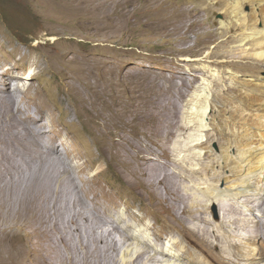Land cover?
<instances>
[{
    "label": "rangeland",
    "instance_id": "1",
    "mask_svg": "<svg viewBox=\"0 0 264 264\" xmlns=\"http://www.w3.org/2000/svg\"><path fill=\"white\" fill-rule=\"evenodd\" d=\"M216 1L217 0H172V1L166 0L165 3L168 5V8L164 6L163 2L159 3V2L153 1L150 3L151 5L148 6V7H150V9H151V7H153V8L150 11H148V10L145 11V14L147 13L145 16L139 17V16H137V14H135V15H132L131 17H129L131 20L127 19V21H126L125 16H123L121 14V12H122L121 7H123V5H121V4L116 5L113 3L110 4V3H108L109 0H105V1L104 0H89V1H87V0H80V1L79 0L78 1L77 0L76 1L75 0H70V1L69 0L68 1L67 0H0V75H1V72H7L9 75H12V78H10V80H9L8 87L9 86L10 87H16L17 86L20 88L21 93L19 92L20 94L15 100L16 104L20 105V108L23 110V112L25 111L28 115H30L31 119H33V117H34L33 120L35 121L36 125H38V126L42 125L43 131L47 136H51V135L53 136V137L51 136L50 138H52L54 140V143H56L55 147L58 148L59 151L62 150V151H60L61 153L59 152L60 154L58 153V156L60 157V159H63L64 162L66 160V164H67L66 166L67 167L69 166L68 168L71 169V171L73 169L72 172H73V175L75 177V182L78 184V186H80V190L78 192H76V193H78L79 196H81V195L83 196V194L86 195L87 190H88L89 196H92V195H95V193L97 192L98 189H102V190L104 189L105 193L107 192L106 196L111 198L110 199L111 201H107L106 197H104V199L103 198L95 199V204H94V200L88 199V200H83L84 202H82V204H78L74 200V197H73L74 194H72L74 192L71 191V188L69 187V184L67 183L68 181L66 182V179H64L65 181L63 179L60 180V177L58 175H56L57 174L56 167H55L56 164H55V162L53 163L52 160L50 162V160L48 159L45 161L46 164L44 163L45 165H47V161H48V163H51V164H48L49 166L51 165V167H50L51 169L49 168V166L48 167L43 166L42 169H44V167H46V168L44 170H41L40 172H37V175L35 174V176H34L35 172H33V171L27 172L26 170L22 171L21 173H16V171L12 170L10 176H8L9 175L8 173H10V172H7V171L3 172V170H4V168L7 167L6 166L7 163L8 164H13V163H12V161H9L10 163L8 161L7 162L1 161L4 164L0 162V167H1L0 171H2L0 173L1 174L0 178L1 177L3 178L2 180L0 179V183H1L0 184V188H1L0 192L8 190V192L7 191L2 192V193H4V195L2 193L0 195V198H1L0 199V202H1L0 203L1 204V206H0V211H1L0 212V223L3 221H5V224L7 223L6 224L7 226H2L3 228H5V229L8 228V231H9V227L13 226V228L10 229V231H12L16 234H19L20 232L23 231V230H20V232H19L18 228H20V225L11 223V221L7 218V216H9L8 214H10L11 217H14L13 214L15 213L18 201L19 200L23 201L25 199V197L27 196L28 192L31 191L36 186L38 191L34 192V194H37V196L39 197V200H38L39 204L41 205L43 203L44 204L49 203L50 206L53 204L52 205L53 207L51 206L50 208H51V211L54 208V210H55L54 213H56V215L54 214V216L60 218V215L62 216V214L65 212L63 214V216L66 218L67 216H71V214L81 213L80 215H82V214L83 215L81 216L80 219H83V218L87 219L86 220L87 225H85L83 231L85 233L87 232L85 235H87L88 238L84 239L85 240L84 245L88 246L90 248H85V247H83V245H79L78 241L77 240L75 241V238L72 239V237H70L69 239L72 241H70L68 239L69 240L68 245H71V246H68L69 248L64 247V246H61L59 248L60 254L63 255L62 257L66 258L65 259L67 261L66 264H72V262L74 264L76 262H77L76 264H110V263L111 264H116V263L125 264L121 258L123 257V253L126 250H132V251L136 250L137 251V249H139V248L143 249L145 247L147 249V244L149 245L151 243L154 246H156L155 244L157 243V244L165 247L164 249H168L170 252L168 255L169 257L167 256V257H165L166 259L164 258L165 260L161 259V261H157L158 263L155 262V264L156 263L157 264H189V263L190 264H201V263L196 262L193 259H190V257H188V255L185 253L186 249H184V246H183L181 240L179 241L180 234L178 233L179 231H177L178 225L177 224L173 225L170 223V220H172L171 211H174V212L180 211L179 210L180 205H179L178 200L175 199L173 196L166 195V201H168V202H166V205H169L171 208H165L163 206H159V205H155V204L153 205L151 203L152 199H149V195H148L149 191H148V192L144 193V199H143V201H141L137 197V195L131 190V188L128 189V187L124 185L125 182L123 181L122 177H120L121 175L114 172L113 168L110 167L111 165H109L107 163L108 160H107V162L102 160L103 156H102V154L100 155L98 144L100 143L103 146L106 145V149H109V152H106V158L107 159H113L115 161L119 158L125 159V163H124L125 165L124 164L122 165L124 168L120 166L121 170H119V172L124 171L126 169H131V168H136V170H140V169L144 168L145 163L141 162L140 159L137 156H135V154L131 155L128 153V152L133 153L131 146L139 145V142H142V141L145 143V145L149 144L150 141L153 140L152 138H154L152 136L153 130H156V131L159 130L160 131L169 124L168 122H171L174 119L175 120L182 119V121L184 123L191 124V128L187 131V133L185 135L179 136V141L181 142V143L178 142L179 145L176 142L174 143V145H173L174 148L176 147L177 150H179V151L174 149L175 151L172 154V155H174L173 157L176 156L177 158H181L185 153H186L185 155H187L189 153L191 154L192 152H193V154H196L197 152L203 153L207 150L213 156L216 157L214 159H215V161H217L216 162L217 165L215 164V167L217 166L216 167V169H217L219 162H221L220 155L227 154V152L230 150H232L231 152H233V147H232L233 144L231 142L229 144H225V146L224 145L220 146V143L216 139H213L207 145L195 147V148L188 150V151H185V152H184V150H181V147H180L181 144L184 142L192 143L191 140L205 141L207 136L204 133L210 132V131H211V133H213L214 132L213 128L217 127V122H218L217 111L220 107H222V106L224 107L226 105L228 106V107L227 106L224 107V108H229L228 110L227 109L225 110L226 116L224 115L226 117V119H228L227 115H229L228 111L230 112V109H232L231 106L237 105V103L240 101L233 102L232 105L230 104V106H229L228 103H226L224 96L220 97V95L223 94L222 89L225 90L226 86L229 87V86L234 85L238 91L242 90L241 92H244V91L249 92V90L255 89L256 81L262 82L264 80V64L259 62L258 59H255V58L252 59L250 57H248V58L244 57L243 52L249 45L247 46L246 44H244V46H238L239 45L238 41L240 38L239 33L244 31L245 30L244 28L242 29V31H241V28H238V27L229 30L227 32L228 33L227 35L228 36L232 35V36H230V38H231V40L232 39L233 40L230 41V39H229L224 44V47L216 46L219 40L224 39V37L223 38L220 37V32L222 31V29L220 27L221 22H228L229 21V18L224 14V11L221 8V7H223V5L221 4L223 1L219 2L220 3L219 5H218V2H216ZM224 2H226V1H224ZM244 2L242 0L240 12L243 13L246 18L248 17L249 23L251 25L261 26V23H259V22L264 21V13L262 15H260V17H259L258 15H256L255 9L252 7L251 3L248 1L247 2L244 1ZM73 3H74V5H73ZM103 3H104V5H103ZM161 3H163V4L161 5ZM100 4H102V5H100ZM153 4H154V6H152ZM196 5H197V7L200 8L199 13H201V14H199L198 17L188 16L186 18V22H188V20H189L188 23H190L192 18H198V21L200 22L199 28L201 30L199 32H198V30H195V29L191 32V30L187 29L188 27H186V23L184 22L185 20L182 19L180 15L175 16L176 14H171L169 12V11H171V8L173 6L174 7L180 6V8H186L189 10L193 6L196 7ZM220 5H222V6H220ZM157 6H158V8H157ZM185 6H187V7H185ZM111 7H112V9H111ZM124 8H125V6H124ZM223 9H224V7H223ZM106 10H107V12H106ZM152 10H154V11H152ZM158 11H160L162 13H160V12L158 13ZM109 12H111V14ZM149 12H150V14H149ZM151 12H153L154 14ZM70 14H71V16H70ZM170 14H171V17L173 19L170 17ZM85 16H86V18H85ZM97 17H99V18H97ZM155 17H157V18H155ZM162 17H164V18H162ZM199 17H200V19H199ZM204 17H205V19H204ZM124 18H125V20H124ZM151 18L152 19L155 18V19L152 20ZM165 18L166 19L170 18L171 23L167 22L170 19L165 20ZM118 19H120V21ZM121 19H123V20H121ZM142 19H143V21H142ZM60 20H61V22H59ZM211 20L213 21V23H211ZM257 20H258V22H257ZM55 21H57V22H55ZM111 21H113V23ZM207 21H209V22H207ZM181 23L184 26H182ZM122 25H123V28H122ZM127 25L132 27V29L130 27H128ZM117 27H119V28H117ZM178 27H180L181 29L180 28L178 29ZM143 28H144V30H143ZM214 28H216V30ZM174 29H175V31H174ZM204 29H206V30H204ZM169 31H171V32H169ZM194 31H196L195 34H194ZM91 33H92V35H91ZM185 34L190 35L189 36L190 42L188 41L187 44L185 43L186 41L183 39V36ZM237 36H238V38H237ZM196 37H198V38H196ZM194 38H195V40H194ZM214 41H215V43H214ZM186 45L191 46L190 49H192V50L189 49V51H187V52L180 51ZM67 50H70V51H67ZM252 50H253V48H250V50H248V51H252ZM64 51H65V53H63ZM224 54H226V55H224ZM67 58H69L70 60ZM81 58H82V60H81ZM85 59H87V60H85ZM61 60H63V61H61ZM60 62H62V63H60ZM228 62H230V63H228ZM57 63H59V64H57ZM65 64H66V66H65ZM233 66H235L236 68ZM54 67H55V69H54ZM72 67L74 69H72ZM77 68L78 69L80 68V69L77 70ZM234 68H235V70H233ZM253 68H256V70L258 68V70L256 72L252 73L251 70ZM71 69H72V72H70ZM68 71L70 72V74L68 73ZM239 73H241V74H239ZM59 74H61V75H59ZM66 74H68L69 76ZM71 74H72V76H71ZM88 74H89V76H88ZM172 74H174L176 77ZM194 74H195V76H194ZM235 74H236V76H235ZM177 75L183 76L187 80H189V78H192L194 76L193 78H195L197 82L195 81V83L193 84L194 87H193V85H191V83H189L190 82L189 81V82H186L187 84L185 83V85H186V87H184L185 89L180 88L178 86L180 84V83H178V82H180L179 81L180 79L177 78ZM173 76H174V79H173ZM64 77H65V79H64ZM78 77H80V78L83 77V78L79 79ZM218 77L219 78L222 77V80L219 81ZM71 78H72V80H71ZM95 78H97V79H95ZM175 78H177V79H175ZM78 79L80 81H78ZM87 79H89V80H87ZM251 79H256V80H251ZM235 80L237 81V83ZM169 81H170V83H169ZM234 81H235L236 85L234 84ZM174 82H175V84H174ZM68 83H70V84H68ZM72 84H74V85H72ZM80 84H82V85L80 86ZM163 84H165V85H163ZM187 85H188V87H187ZM72 86H75V87L73 88ZM87 86H88V88H87ZM92 86H94V87H92ZM174 86L176 88H174ZM78 87H79L80 91H79ZM89 87L92 88V91ZM259 87L262 88V86H259ZM178 88H179V90L181 89L182 91L181 90L179 91ZM62 89H63V91H62ZM68 90H71V91H68ZM185 90H187V91H185ZM182 92H184V93H182ZM86 93H89V95L88 94L86 95ZM218 93H220V94H218ZM67 94H69V95H67ZM184 94H186V95H184ZM78 95H80V96H78ZM83 95L85 98L84 97L82 98ZM206 95L208 96L207 97L208 99L205 98ZM78 97H79V99H78ZM211 97H213V99ZM91 98H94V100H89ZM222 98H223V100H222ZM86 100L89 104L86 102ZM221 101H225L226 105H225V103H222ZM70 102H71V104H70ZM76 104H77V107H76ZM81 104H83V105H81ZM212 104L214 105V108L211 107ZM252 104L253 103L249 104L248 108L251 106V108L254 109L256 104H253V106H252ZM165 105H167V106H165ZM203 105L208 106V108L206 109V113H205L204 117H203V115L200 116L202 110L200 111V109H199ZM41 106H42V108H40V110L42 112V115L37 116L38 113H34L33 111H34V109L37 110ZM169 106H170V108H169ZM171 106H172V108H171ZM151 107H153V108H151ZM164 107H165V109H164ZM148 108L151 109V111ZM159 108H160V110H159ZM167 108H169V109H167ZM251 108H249L248 111H250ZM135 109L140 110V112L143 110L142 112H145V113L152 112L155 119L152 118L153 120H148L149 121L148 124H150V126H151L150 128L145 127L147 124H136L138 122H136V120L134 119ZM145 109L147 111H145ZM153 110H154V112H153ZM164 110H165V113H164ZM197 110H199L198 111L199 113L197 112ZM87 112L90 114L88 120L83 116V115L87 116ZM159 112H160V114H159ZM173 112H174V114H173ZM60 114H61V116H60ZM69 114L71 116H69ZM65 117H66V119H65ZM121 119H123L124 121H122ZM166 119H168V120H166ZM199 119H201L203 121V124L206 127L205 126L201 127V126H199L198 123H196V121L198 122ZM68 120H71V121H68ZM94 120H95V122H94ZM121 121H122V123H121ZM151 121H152V124H151ZM190 121H192V122H190ZM164 122H165V124H164ZM66 124H68V125L65 126ZM123 124H125V125H123ZM231 125L232 126H230V129H232V127L234 126L233 124H231ZM242 126L246 127L247 125H242ZM86 128H87V130H86ZM131 128H132V130H131ZM137 128L141 132H139ZM123 129H125L126 131ZM53 130H56V131L54 132ZM58 130H60L59 131L60 133H58ZM145 130L150 131V133L145 131ZM234 130H236V129L234 128ZM0 131H1V129H0ZM110 131H112V132H110ZM137 132H138V135H134V134H137ZM56 133H58L59 135L58 134H57L58 136L55 135ZM130 133H132V134H130ZM189 133L192 135V137L190 139L185 138L186 140H184V137H186L187 134H189ZM112 134H114V135H112ZM128 134H129V136H128ZM91 135H92V137H91ZM131 136H132V138L134 136L135 137L138 136V137L132 139ZM145 136H147V137H145ZM60 138H61V140H60ZM113 138H114V140H113ZM117 142H118V144H120V143L121 144L118 145ZM133 143H135V144H133ZM88 146H89V148H88ZM151 147L153 148V153L155 154V155L151 156L153 159L158 158L159 160H162V161L165 160L166 161V159H164L163 157L161 158L159 156L160 149H159L158 145H151ZM97 148H98V150H96ZM240 148H242V147H240ZM114 150H115V152H114ZM117 155H119V156H117ZM115 156L117 159H115ZM69 157L72 159H70ZM92 157H94V158L92 160V164H90L89 160H91L90 158H92ZM67 158H69V160H67ZM218 158H219V160H218ZM195 160L196 159H191L190 161H191V163L192 162L197 163L198 161L197 160L195 161ZM67 161H68V163H67ZM135 162H137V164ZM170 162L171 161H169L168 163H170ZM138 163H139V165H138ZM185 165H186L185 161L181 163L180 167L174 163H170V164H166V166L162 167L163 171H162V169H160V171H162L163 174L164 173L166 174V177L164 178V180L165 181H171L173 186L179 190V193L182 196L187 197L186 198L187 203H189L193 206L194 198L192 196H197L198 199H199V197H200V199H202L204 197V200L206 197L202 196V193L197 191V189L192 186L193 182H188L184 179L183 176L186 175L187 171L183 170L182 166H185ZM3 166H5V167L3 168ZM78 166H81V167L79 168ZM194 166L198 167V165H196V164H194ZM23 167H25V166H23ZM75 167L79 170H77ZM82 167H84V168L82 169ZM48 168H49V170L47 171L46 169H48ZM156 168H157V170L159 169L158 167H156ZM45 170L47 172H45ZM42 171H44V172H42ZM49 171L50 172L53 171L54 173L53 172L50 173ZM78 171H80V172H78ZM184 171H185V173H184ZM250 171H251V168L242 169L239 172V177H241L243 174H246ZM31 172H33V173H31ZM168 172H170V173H168ZM223 172H224L223 174L227 175L228 177L226 179H221V180L216 179L213 182V183H215V185H217L219 187H226V185H229L230 183L237 181V175H231V173L228 171V168H226V169L224 168ZM3 173L6 174L5 178L3 177L4 176ZM24 173L26 174V177H25ZM29 173L31 174V176ZM49 173L51 175H54V174L55 175L52 177V176H49L50 175ZM182 173H184V174H182ZM11 175H13V176H11ZM14 175H15V177L16 176L17 177L15 178ZM33 176L36 178H34ZM145 176H143V178L141 177V179L143 181H145V183H147L148 180H147V177L145 178ZM172 176L173 177L176 176L175 178L178 179V181L175 182L174 179L172 178ZM13 177H14V179H13ZM37 177L38 178L43 177V178L38 179ZM49 177H52L53 179L55 178L54 181H53V179H51ZM19 178H22V179L20 180ZM11 179H12V182H11ZM41 179H42V181H41ZM228 179H231V181L228 182L227 181ZM55 181L61 183L60 185H62V186H60L59 183H57V182L55 183ZM14 182L15 183L17 182L14 185L18 186L19 193H18V188L13 185ZM44 182H45V184H44ZM47 182H49V183L52 182V183H50L51 185L49 183L47 184V185L51 186L52 188H50L46 185ZM107 182H109V183H107ZM33 183H34V185H33ZM54 183L56 185H54ZM3 184H4V186L6 184L7 185L5 187H3ZM9 185L10 186L12 185L13 189H12V187L10 188ZM160 185L161 184L156 183L154 185V189H153V187L151 188L152 184H149V189H145L143 187V188H141V190H143V191L150 190V194H152L155 192V187L159 188L160 190H163V185H161V186ZM196 186H198V185H196ZM202 186H203V184L199 185V187H202ZM181 187H182V189H181ZM16 188H17V190H16ZM58 188L60 191H58ZM61 188H64V189H61ZM2 189H5V190H2ZM50 189H52V190H50ZM55 190L58 191V193ZM128 190H129V192H128ZM10 191H11V194H10ZM183 192L184 193L186 192V193L184 194ZM189 192L190 193L194 192V193L190 194ZM17 193L19 195L18 198L14 197V199L13 198L9 199L10 197L15 196L14 194L17 195ZM65 193L67 196L65 195ZM262 193H264V192H262ZM6 194H8L6 196L7 198L5 197ZM24 194H25V197H23ZM96 195L94 196V198L96 197ZM3 196H4V199H3ZM41 197H42V199H40ZM67 197L69 198L70 201L67 200L68 199ZM239 197H242V199H243V195H239ZM62 198H63V200H61ZM112 198H113V200H112ZM242 199L240 198L239 200L241 201ZM6 200H8V201H6ZM232 200H231L232 205L234 203L233 206H235V208L238 209L237 208L238 205H241L240 202H238L234 199H232ZM63 201H64V204H63ZM86 201H88V203H86ZM92 202H93V204H92ZM169 202L173 205V207L171 206V204ZM236 202L238 203V205H236L237 204ZM75 203H77V204H75ZM260 203H261L260 204L261 207L255 208L254 211H255L256 215H258V216L260 215V218L262 219L261 221L263 222L264 221V215L260 214L259 209L264 208L263 207L264 206V196H263V199H260ZM7 204H8V206H7ZM35 204H36V202H35ZM12 205H13V207H12ZM77 205L78 206L81 205V208H80V206L78 207ZM104 205L107 206L106 208H108L107 211H108V215H111L110 217H112L114 219H118V220H123V221H120V223H118V224H122L121 227L124 228V227H127V224L128 225L131 224L130 225L131 228H129V232L133 233L136 236V238L138 239V240L130 239L128 245L121 247L119 255H117L116 257L110 256V255H112L110 253V249L106 248V246L103 245L101 242H99V244H96V243H98L96 241V239L94 240L96 243H94L91 240L92 237L94 239V237L96 235H98V232L101 231L100 233H102V229H105V231L103 230L105 233L103 232L102 235H106V226L103 228V225H101L99 220H98L99 217H97L98 215H102L104 218L103 220H105L106 208L103 209ZM9 206H11L12 208H10ZM61 206L63 208L65 207V208L61 209L60 208ZM68 206L70 207L69 209L67 208ZM71 206H73V207H71ZM83 206L87 207V208H83ZM192 206H191V208H192ZM157 207H159V208H157ZM207 207H208V209H207L208 212H206V213H208V214L204 213V211L203 212L201 211V213L199 212L200 214H202V216L199 213L198 214L201 217L209 218L210 220L214 221L215 223L219 222V220L221 219L219 217V215L221 216V210H219L218 204L207 203ZM57 208L58 209L60 208L59 209L60 211L57 212V210H58ZM155 208L157 211L155 210ZM2 209H5V210H2ZM12 209H14V210H12ZM74 209H75V211H74ZM62 210H63V212H62ZM77 210H78V212H77ZM96 210H98L99 212L98 211L96 212ZM131 210H133V211H131ZM164 211H166L167 213ZM12 212H14V213H12ZM57 213H59V214H57ZM91 213H93V215ZM222 213H223V211H222ZM234 213H233V217L235 219L234 221H236L237 220L236 218L239 216L241 217V215L239 213H237V210ZM1 214H3V215H1ZM203 214H204V216H203ZM80 215H79V217H80ZM80 219H78V220L81 221ZM94 220H95V222H94ZM89 223H91V224H89ZM92 223H94L95 225ZM96 226L97 227L99 226L98 227L99 229ZM172 226H174L175 229ZM16 227H18V228L16 229ZM86 229H88V231H86ZM94 229H96V230H94ZM97 229L100 231H98ZM16 230H18V231H16ZM260 230H262L264 233V227H261ZM94 231H96V232H94ZM93 234H95V236H93ZM159 234H161V235H159ZM89 235H91V238ZM112 237L114 239L116 238L118 241L120 239L118 234L113 235ZM156 238H157V240H156ZM158 240H160V241H158ZM153 241H155V243H153ZM161 241L164 243H162ZM177 241H178V244H177ZM86 242H87V245H86ZM73 244H75V245H73ZM98 245H100L102 247H100ZM73 246H76V247H73ZM99 247H100V250H99ZM73 248H75V249H73ZM155 248H159V247L157 246ZM65 249H66V251H65ZM77 249H78V251H77ZM80 249H82V250H80ZM85 249L87 250V252ZM103 249H105V250H103ZM68 250H71V251H68ZM148 250L152 251V249H149V248H148ZM70 252H71V254H70ZM64 253H66L65 256H67V257L64 256ZM183 253H185V254L183 255ZM79 254L82 255L83 257L79 256ZM68 257H70V258H68ZM111 257H112V259H110ZM170 257H173V259L172 260L169 259ZM252 258L253 259H251V256H250L249 262H251V260H252V262H255V263L251 262V264H260L261 263V259H259L258 256L253 255ZM109 259H110V261H109ZM113 259H115L114 262L112 261ZM106 260H108V262ZM247 262L248 261H246V259H245V260H241L239 263L240 264H246Z\"/></svg>",
    "mask_w": 264,
    "mask_h": 264
},
{
    "label": "bare ground",
    "instance_id": "2",
    "mask_svg": "<svg viewBox=\"0 0 264 264\" xmlns=\"http://www.w3.org/2000/svg\"><path fill=\"white\" fill-rule=\"evenodd\" d=\"M68 1V0H67ZM70 1V0H69ZM76 1V0H75ZM78 1V0H77ZM80 1V0H79ZM89 1V0H87ZM105 1V0H104ZM156 1V2H163L164 6L168 8V5L165 3L166 0H109L108 3L110 4H121L123 5L122 8V12L121 14L123 16H125L126 21L131 20L129 17H131L132 15L137 14V16L139 17H143L145 16V11H150L153 7H148L149 5H151L150 3ZM172 1V0H171ZM223 1V2H222ZM226 1V2H224ZM244 1H248L251 3L252 7L255 9V13L256 15H258L260 17V15H262L264 13V0H243ZM63 2V1H62ZM73 2V1H72ZM99 2V1H98ZM101 2V1H100ZM216 2H218V5L220 4L219 2H222L221 4L223 5L222 10L224 11V14L229 18L228 22H221V29L222 31L220 32V37H224V39L221 40H217L218 43L216 46H221L224 47V44L231 38L230 36H228L227 32L231 29H234L236 27L244 28L245 30L242 31L241 33H239L240 38L238 41V46H244V44H246L248 47L244 50L243 54L244 57L248 58H255L258 59L259 62L264 64V21H260L259 23H261V26H255V25H251L249 23V19L248 17L246 18L245 15L243 13L240 12V7L242 5V0H217ZM42 3V2H41ZM161 3V5L163 4ZM215 3V2H214ZM245 3V2H244ZM50 4V3H49ZM94 4V3H93ZM96 4V3H95ZM172 4V3H171ZM178 4V3H177ZM180 4V3H179ZM70 5V4H69ZM74 5V3H73ZM102 5V4H100ZM99 5V6H100ZM104 5V3H103ZM173 5V4H172ZM217 5V4H216ZM220 5V6H222ZM46 6V5H45ZM54 6V5H53ZM52 6V7H53ZM83 6V5H82ZM87 6V5H86ZM125 6V8H124ZM154 6V4L152 5ZM163 6V7H164ZM191 6V5H190ZM105 7V6H104ZM117 7V6H116ZM162 7V6H161ZM171 7V6H170ZM169 7V8H170ZM182 7V6H181ZM187 7V6H185ZM210 7V6H209ZM208 7V8H209ZM49 8V7H48ZM83 8V7H82ZM95 8V7H94ZM110 8V7H109ZM158 8V6H157ZM160 8V7H159ZM207 8V9H208ZM112 9V7H111ZM119 9V8H118ZM161 9V8H160ZM82 10V9H81ZM101 10V9H100ZM114 10V9H113ZM159 10V9H158ZM209 10V9H208ZM207 10V11H208ZM103 11V10H102ZM154 11V10H152ZM156 11V10H155ZM206 11V10H205ZM204 11V12H205ZM49 12V11H48ZM58 12V11H57ZM88 12V11H87ZM107 12V10H106ZM119 12V11H118ZM117 12V13H118ZM160 11H158L159 13ZM171 14H176L180 15L182 19H184L185 23H186V27H188V30H191V32L195 29V30H200V22L198 21V18H192V20L189 22H186V18L188 16H193V17H198L200 12V8L197 7H192L191 9H186V8H180V6H173L171 8V11H169ZM211 12V11H210ZM94 13V12H93ZM111 14V12H109ZM153 13V12H151ZM157 13V12H156ZM162 13V12H160ZM208 13V12H207ZM53 14V13H52ZM64 14V13H63ZM69 14V13H68ZM109 14V15H110ZM150 14V12H149ZM154 14V13H153ZM170 14V17H171ZM65 15V14H64ZM98 15V14H97ZM104 15V14H103ZM118 15V14H117ZM163 15V14H162ZM167 15V14H166ZM51 16V15H50ZM61 16V15H60ZM66 16V15H65ZM71 16V14H70ZM80 16V15H79ZM78 16V17H79ZM100 16V15H99ZM257 16V17H258ZM52 17V16H51ZM81 17V16H80ZM101 17V16H100ZM148 17V16H147ZM165 17V16H164ZM162 17V18H164ZM56 18V17H55ZM77 18V17H76ZM86 18V16H85ZM99 18V17H97ZM111 18V17H110ZM117 18V17H116ZM124 18V20H125ZM149 18V17H148ZM157 18V17H155ZM154 18V19H155ZM161 18V17H160ZM167 18V17H166ZM165 20H169L166 19ZM172 18V17H171ZM74 19V18H73ZM152 19V18H151ZM152 19V20H154ZM173 19V18H172ZM175 19V18H174ZM180 19V18H179ZM191 19V18H190ZM200 19V17H199ZM205 19V17H204ZM57 20V19H56ZM62 20V19H61ZM61 20L59 22H61ZM114 20V19H113ZM120 21V19H118ZM123 20V19H121ZM148 20V19H147ZM202 20V19H201ZM261 20V19H260ZM63 21V20H62ZM66 21V20H65ZM77 21V20H76ZM133 21V20H132ZM139 21V20H138ZM143 21V19H142ZM171 19L167 22H170ZM175 21V20H174ZM57 22V21H55ZM113 23V21H111ZM116 22V21H115ZM122 22V21H121ZM141 22V21H140ZM179 22V21H178ZM209 22V21H207ZM206 22V23H207ZM258 22V20H257ZM67 23V22H66ZM74 23V22H73ZM84 23V22H83ZM151 23V22H150ZM171 23V22H170ZM211 23H213V21L211 20ZM70 24V23H69ZM68 24V25H69ZM119 24V23H118ZM130 24V23H129ZM135 24V23H134ZM164 24V23H163ZM173 24V23H172ZM182 24V23H181ZM205 24V23H204ZM72 25V24H71ZM96 25V24H95ZM101 25V24H100ZM158 25V24H157ZM160 25V24H159ZM246 25V26H245ZM128 26V25H127ZM135 26V25H134ZM133 26V27H134ZM174 26V25H173ZM182 26H184L182 24ZM110 27V26H109ZM121 27V26H120ZM130 27V26H128ZM127 27V28H128ZM137 27V26H136ZM167 27V26H166ZM177 27V26H176ZM213 27V26H212ZM119 28V27H117ZM123 28V25H122ZM132 29V27H130ZM180 27H178L179 29ZM206 28V27H205ZM210 28V27H209ZM100 29V28H99ZM141 29V28H140ZM169 29V28H168ZM176 29V28H175ZM174 29V31H175ZM181 29V28H180ZM184 29V28H183ZM186 29V28H185ZM202 29V28H201ZM216 30V28H214ZM220 29V28H219ZM220 29V30H221ZM144 30V28H143ZM177 30V29H176ZM187 30V31H188ZM206 30V29H204ZM49 31V30H48ZM142 31V30H141ZM148 31V30H147ZM165 31V30H164ZM183 31V30H182ZM209 31V30H208ZM211 31V30H210ZM171 32V31H169ZM189 32V31H188ZM196 31H194L195 34ZM184 33V32H183ZM187 33V32H186ZM170 34V33H169ZM205 34V33H204ZM86 35V34H85ZM92 35V33H91ZM181 35V34H180ZM208 35V34H207ZM95 36V35H94ZM189 36L190 35H184L183 39L186 41L185 43L187 44V42L189 41ZM86 37V36H85ZM211 37V36H210ZM213 37V36H212ZM102 38V37H101ZM191 38V37H190ZM198 38V37H196ZM234 38V37H233ZM238 38V36H237ZM217 39V38H216ZM91 40V39H90ZM192 40V39H191ZM195 40V38H194ZM198 40V39H197ZM235 41V40H234ZM190 42V41H189ZM215 43V41H214ZM190 44V43H189ZM197 44V43H196ZM204 44V43H203ZM67 45V44H66ZM69 46V45H68ZM72 46V45H71ZM195 46V45H194ZM178 47V46H177ZM182 47V46H181ZM184 47V46H183ZM234 47V46H233ZM70 48V47H69ZM76 48V47H75ZM191 48V46L186 45L183 49H179L180 51L183 52H187L189 51V49ZM202 48V47H201ZM243 48V47H242ZM250 48H253L252 51H248L250 50ZM222 49V48H221ZM62 50V49H61ZM178 50V49H177ZM192 50V49H190ZM219 50V49H218ZM70 51V50H67ZM66 51V52H67ZM73 51V50H72ZM71 51V52H72ZM211 51V50H210ZM75 52V51H74ZM83 52V51H82ZM86 52V51H85ZM220 52V51H219ZM225 52V51H224ZM65 53V51L63 52ZM76 53V52H75ZM223 53V52H222ZM61 54V53H60ZM67 54V53H66ZM227 54V53H226ZM224 54V55H226ZM63 55V54H62ZM222 55V54H221ZM58 56V55H57ZM77 57V56H76ZM213 57V56H212ZM220 57V56H219ZM58 58V57H57ZM75 58V57H74ZM91 58V57H90ZM210 58V57H209ZM56 59V58H55ZM69 59V58H67ZM254 59V60H255ZM53 60V59H52ZM70 60V59H69ZM82 60V58H81ZM87 60V59H85ZM63 61V60H61ZM195 61V60H194ZM84 62V61H83ZM54 63V62H53ZM56 63V62H55ZM62 63V62H60ZM66 63V62H65ZM230 63V62H228ZM59 64V63H57ZM56 64V65H57ZM70 64V63H69ZM220 64V63H219ZM232 64V63H231ZM55 65V66H56ZM87 65V64H86ZM190 65V64H189ZM225 65V64H224ZM223 65V66H224ZM62 66V65H61ZM66 66V64H65ZM231 66V65H230ZM229 66V67H230ZM58 67V66H57ZM71 67V66H70ZM82 67V66H81ZM80 67V68H81ZM85 67V66H84ZM95 67V66H94ZM232 67V66H231ZM235 67V66H233ZM79 68V69H80ZM236 68V67H235ZM235 68L233 70H235ZM55 69V67H54ZM72 69H74L72 67ZM72 69L70 72H72ZM77 68V70H79ZM82 69V68H81ZM90 69V68H89ZM242 69V68H241ZM53 70V69H52ZM62 70V69H61ZM67 70V69H66ZM238 70V69H237ZM243 70V69H242ZM258 70V68H257ZM256 68H253L251 70V72H256L257 71ZM76 71V70H75ZM231 71V70H230ZM59 72V71H58ZM57 72V73H58ZM61 72V71H60ZM70 72L68 71V73L70 74ZM249 72V71H248ZM231 73V72H230ZM250 73V72H249ZM63 74V73H62ZM95 74V73H94ZM234 74V73H233ZM241 74V73H239ZM53 75V74H52ZM61 75V74H59ZM64 75V74H63ZM68 75V74H66ZM76 75V74H75ZM92 75V74H91ZM171 75V74H170ZM174 75V74H172ZM253 75V74H252ZM65 76V75H64ZM69 76V75H68ZM72 76V74H71ZM89 76V74H88ZM93 76V75H92ZM175 76V75H174ZM173 76V79H174ZM195 76V74H194ZM193 76V77H194ZM223 76V75H222ZM225 76V75H224ZM234 76V75H233ZM236 76V74H235ZM234 76V77H235ZM254 76V75H253ZM171 77V76H170ZM176 77V76H175ZM189 78V80H187L186 78H184L183 76H178L177 78L180 79L178 83H180L178 86L180 88H184L186 87L185 83L189 82L191 83V85H193L196 81L195 78ZM228 77V76H227ZM10 78H12V75H9L7 72H1L0 75V162L1 161H5V162H9L12 161L13 164H6V168H4L5 166H3L4 170L3 172H10L8 173L10 176L11 171L14 170L16 171V173H21L22 171H33L34 176L35 174L37 175V172H40L41 170H44L46 167L43 168V166H49L47 161V165H45V161L46 160H51L53 161V163L55 162L56 164V172L59 177L60 180H64L66 179V182L69 184V187L71 188V191H73L74 193V200L75 202H77L78 204H82V202H84L83 200H94V204H95V199H100L106 197L107 201H111L109 197L106 196V193L104 191V189H98L97 192L95 193L96 197L94 198L95 195L89 196L88 194V190H87V194L83 196H79L78 192L80 190V186H78V184L75 182V177L73 175V169L71 171V169H69L66 165V160L65 162L63 161V159H60V157L58 156V153L62 150L59 151L58 148L55 147L54 140L52 138H50L51 136H47L44 131H43V127L36 125L35 121L33 119H31L30 115H28L25 111L23 112V110L20 108V105L16 104V98L19 96L20 92V88L19 87H8V83ZM63 78V77H62ZM76 78V77H75ZM79 79L83 78V77H78ZM87 78V77H86ZM175 78V79H177ZM256 78V77H255ZM58 79V78H57ZM65 79V77H64ZM78 79V81H80ZM90 79V78H89ZM87 79V80H89ZM97 79V78H95ZM107 79V78H106ZM119 79V78H118ZM125 79V78H124ZM219 81L222 80V77H218ZM72 80V78H71ZM86 80V81H87ZM251 80H256V79H251ZM258 80V79H257ZM260 80V79H259ZM60 81V80H59ZM74 81V80H73ZM93 81V80H92ZM173 81V80H172ZM171 81V82H172ZM175 81V80H174ZM177 81V80H176ZM216 81V80H215ZM236 81V80H235ZM234 81V84H235ZM65 82V81H64ZM70 82V81H69ZM77 82V81H76ZM90 82V81H89ZM168 82V81H167ZM197 82V81H196ZM239 82V81H238ZM60 83V82H59ZM72 83V82H71ZM80 83V82H79ZM85 83V82H84ZM83 83V84H84ZM170 83V81H169ZM218 83V82H217ZM232 83V82H231ZM237 83V81H236ZM241 83V82H240ZM70 84V83H68ZM121 84V83H120ZM175 84V82H174ZM187 84V83H186ZM216 84V83H215ZM214 84V85H215ZM256 87L253 90H249V92H241L238 91L237 88L233 85V86H229V87H225V90H223V94L220 95L224 96V99L226 101V103H228V105L230 106V104L232 105L233 102H238L237 105H233L231 106L232 109H230V112L228 111L229 115H227L226 119V115H225V110L229 109V108H224L226 107V103L225 101H221L222 103H225L226 106H222L218 109L217 113V127L213 128L214 132L211 133L210 132H206L204 134H206L207 138L205 139V141H195V140H191L192 143H182L181 144V150L188 151L191 150L195 147H199L202 145H207L210 141H212L213 139H216L219 143L220 146L225 144H229L230 142L233 144V152H231L232 150L228 151L227 154L224 155H220V160L221 162H219L218 164V168L216 169L215 164L217 161H215L214 158H216L215 156H213L209 151H205L203 153L201 152H195L196 154H193V152L187 155H183L181 158H177L176 156L173 157L174 155L173 152L175 151L174 149L177 150V148H174V143L176 142L178 144L179 141V136L180 135H185L187 133V131L191 128V124L189 123H184L182 121V119H177V120H172L171 122H168L169 124L163 128L162 130H153L152 132V136L154 138H152L153 140L150 141L149 144L145 145V143L139 142V145H134L131 146L133 153L128 152L129 154H135V156H137L141 162L145 163V166L143 169L140 170H136V168H131V169H126L124 171H120L121 167H123L122 165L125 163V159L124 158H119L117 159L115 156V159H117L116 161L113 159H107L106 158V152H109V149H106V145H101L100 143L98 144L99 147V151H100V155L102 154V160L107 162L108 160V164L111 165L110 167L113 168L114 172H116L117 174L121 175L120 177H122L123 181L125 182V186L129 188H131V190L137 195V197L143 201L144 199V193L148 192L149 194V199H152V204L154 205H159V206H163L165 208H171L169 205H166V195H170L173 196L175 199L178 200L179 202V212H174L171 211V215H172V220H170V223L175 225L177 224L178 226V233L180 234V239L181 240L184 249H186V254L188 255V257H190V259L195 260L198 263L201 264H240L239 262L241 260H245L248 261L246 264H251V262H249L250 256L251 259L253 255H256L259 257V259H261V263L260 264H264V233L262 230H260L261 227H264V221L262 222L260 215H256L254 209L255 208H259L260 206V199H263L264 196V80L262 82L256 81L255 83ZM61 85V84H60ZM59 85V86H60ZM74 85V84H72ZM82 84H80L81 86ZM90 85V84H89ZM165 85V84H163ZM189 85V84H188ZM187 85V87H188ZM232 85V84H231ZM236 85V84H235ZM241 85V84H240ZM58 86V85H57ZM77 86V85H76ZM161 86V85H160ZM172 86V85H171ZM259 86H262V88H260ZM64 87V86H63ZM70 87V86H69ZM73 88L75 86H72ZM84 87V86H83ZM94 87V86H92ZM173 87V86H172ZM194 87V85H193ZM238 87V86H237ZM86 88V87H85ZM88 88V86H87ZM90 88V87H89ZM174 88H176L174 86ZM196 88V87H195ZM236 88V89H235ZM79 89V87H78ZM92 91V88H90ZM185 89V88H184ZM192 89V88H191ZM190 89V90H191ZM200 89V88H199ZM67 90V89H66ZM179 90V88H178ZM181 90V89H180ZM179 90V91H180ZM63 91V89H62ZM71 91V90H68ZM80 91V89H79ZM174 91V90H173ZM182 91V90H181ZM187 91V90H185ZM193 91V90H192ZM20 92V93H19ZM61 92V91H60ZM73 92V91H72ZM78 92V91H77ZM76 92V93H77ZM86 92V91H85ZM171 92V91H170ZM241 92V93H240ZM90 93V92H89ZM89 93H86V95ZM184 93V92H182ZM181 93V94H182ZM189 93V92H188ZM240 93V94H239ZM70 94V93H69ZM67 94V95H69ZM83 94V93H82ZM207 94V93H206ZM220 94V93H218ZM85 95V96H86ZM186 95V94H184ZM241 95V96H240ZM58 96V95H57ZM66 96V95H65ZM77 96V95H76ZM80 96V95H78ZM215 96V95H214ZM84 97V95L82 96V98ZM208 96L206 95L205 98H207ZM219 97V96H218ZM219 97V98H220ZM69 98V97H68ZM85 98V97H84ZM153 98V97H152ZM213 99V97H211ZM59 99V98H58ZM72 99V98H71ZM79 99V97H78ZM89 100H94V98H91ZM88 100V101H89ZM217 100V99H216ZM223 100V98H222ZM123 101V100H122ZM184 101V100H183ZM220 101V100H219ZM87 102V100H86ZM159 102V101H158ZM208 102V101H207ZM213 102V101H212ZM61 103V102H60ZM74 103V102H73ZM80 103V102H79ZM88 103V102H87ZM256 104L255 108L252 109L251 106L249 108L250 111H248V106L249 104ZM71 104V102H70ZM89 104V103H88ZM166 104V103H165ZM214 104V103H213ZM211 105V107L214 108V105ZM252 104V106H253ZM83 105V104H81ZM94 105V104H93ZM160 105V104H159ZM158 105V106H159ZM209 105V104H208ZM222 105V104H221ZM167 106V105H165ZM77 107V104H76ZM84 107V106H83ZM104 107V106H103ZM161 107V106H160ZM216 107V106H215ZM228 107V106H227ZM41 107H39L37 110L34 109V113H38L37 116L42 115V112L40 110ZM67 108V107H66ZM82 108V107H81ZM153 108V107H151ZM162 108V107H161ZM170 108V106H169ZM167 108V109H169ZM172 108V106H171ZM208 108L207 105H203L201 106L199 109L201 111V115H205L206 113V109ZM217 108V107H216ZM87 109V108H86ZM109 109V108H108ZM149 109V108H148ZM165 109V107H164ZM25 110V109H24ZM50 110V109H49ZM68 110V109H67ZM70 110V109H69ZM85 110V109H84ZM151 111V109H149ZM160 110V108H159ZM175 110V109H174ZM43 111V110H42ZM52 111V110H51ZM64 111V110H63ZM105 111V110H104ZM143 111V110H142ZM140 112V110L135 109L134 111V119L136 120V124H147L145 127L150 128V124H148V120H153L152 118H154V115L152 114V112ZM145 111H147L145 109ZM171 111V110H170ZM191 111V110H190ZM199 110H197L198 112ZM245 111V112H244ZM247 111V112H246ZM28 112V111H27ZM112 112V111H111ZM154 112V110H153ZM158 112V111H157ZM125 113V112H124ZM141 113V114H140ZM163 113V112H162ZM165 113V110H164ZM163 113V114H164ZM199 113V112H198ZM64 114V113H63ZM106 114V113H105ZM160 114V112H159ZM167 114V113H166ZM174 114V112H173ZM156 115V114H155ZM198 115V114H197ZM216 115V114H215ZM225 115V116H224ZM61 116V114H60ZM69 116H71L69 114ZM68 116V117H69ZM87 120L90 116V114L87 112V116L83 115ZM93 116V115H92ZM168 116V115H167ZM199 116V117H200ZM164 117V116H163ZM212 117V116H211ZM37 118V117H36ZM112 118V117H111ZM129 118V117H128ZM158 118V117H157ZM161 118V117H160ZM165 118V117H164ZM171 118V117H170ZM179 118V117H178ZM66 119V117H65ZM69 119V118H68ZM82 119V118H81ZM133 119V118H132ZM133 119V120H134ZM155 119V118H154ZM99 120V119H98ZM122 121H124L123 119H121ZM162 120V119H161ZM165 120V119H164ZM168 120V119H166ZM58 121V120H57ZM64 121V120H63ZM71 121V120H68ZM121 121V123H122ZM131 121V120H130ZM155 121V120H154ZM194 121V120H193ZM67 122V121H66ZM65 122V123H66ZM75 122V121H74ZM91 122V121H90ZM95 122V120H94ZM101 122V121H100ZM113 122V121H112ZM163 122V121H162ZM192 122V121H190ZM59 123V122H58ZM61 123V122H60ZM115 123V122H114ZM126 123V122H125ZM135 123V122H134ZM196 123L199 124V126L203 127L205 126L203 124V121L201 119H199V121ZM215 123V122H214ZM98 124V123H97ZM106 124V123H105ZM118 124V123H117ZM127 124V123H126ZM152 124V121H151ZM156 124V123H155ZM163 124V123H162ZM165 124V122H164ZM231 124H233L234 126L232 127V129H230V126H232ZM68 124H66L65 126H67ZM100 125V124H99ZM112 125V124H111ZM114 125V124H113ZM125 125V124H123ZM158 125V124H157ZM242 125H247L246 127L242 126ZM64 126V125H63ZM115 126V125H114ZM127 126V125H126ZM154 126V125H153ZM85 127V126H84ZM157 127V126H156ZM155 127V128H156ZM160 127V126H159ZM206 127V126H205ZM62 128V127H61ZM115 128V127H114ZM133 128V127H132ZM131 128V130H132ZM143 128V127H142ZM234 128L236 130H234ZM119 129V128H118ZM138 129V128H137ZM79 130V129H78ZM87 130V128H86ZM125 130V129H123ZM135 130V129H134ZM227 130V131H226ZM232 130V131H231ZM54 132L56 130H53ZM52 131V132H53ZM60 130H58V133ZM66 131V130H65ZM81 131V130H80ZM99 131V130H98ZM126 131V130H125ZM139 131V129H138ZM147 131V130H145ZM69 132V131H68ZM87 132V131H86ZM89 132V131H88ZM112 132V131H110ZM129 132V131H128ZM141 132V131H139ZM150 133V131H147ZM203 132V131H202ZM58 133H56L55 135H57ZM124 133V132H123ZM62 134V133H61ZM127 134V133H126ZM132 134V133H130ZM144 134V133H143ZM146 134V133H145ZM148 134V133H147ZM59 135V134H58ZM57 135V136H58ZM93 135V134H92ZM91 135V137H92ZM97 135V134H96ZM114 135V134H112ZM122 135V134H121ZM124 135V134H123ZM134 135H138L134 134ZM71 136V135H70ZM129 136V134H128ZM149 136V135H148ZM201 136V135H200ZM53 137V136H52ZM77 137V136H76ZM138 137V136H137ZM137 137H133V138H137ZM147 137V136H145ZM144 137V138H145ZM192 137V135L189 133L187 134L186 137H184V140H186L185 138L190 139ZM197 137V136H196ZM86 138V137H85ZM132 138V136H131ZM132 138V139H133ZM151 138V137H150ZM195 138V137H194ZM87 139V138H86ZM61 140V138H60ZM85 140V139H84ZM114 140V138H113ZM183 140V141H184ZM197 140V139H196ZM64 141V140H63ZM86 141V140H85ZM125 141V140H124ZM138 141V140H137ZM141 141V140H140ZM129 143V142H128ZM181 143V142H180ZM218 143V144H219ZM63 144V143H62ZM118 144V142H117ZM121 144V143H120ZM118 144V145H120ZM135 144V143H133ZM191 144V145H190ZM231 144V145H232ZM108 145V144H107ZM128 145V144H127ZM151 145H158L159 149H160V154L159 156L164 159H166V161H162L157 159H153L151 156L155 155L153 153V148L151 147ZM176 145V144H175ZM179 145V144H178ZM230 145V146H231ZM91 146V145H90ZM96 147V146H95ZM205 147V146H204ZM242 147V148H240ZM89 148V146H88ZM112 148V147H111ZM116 148V147H115ZM179 148V147H178ZM230 148V147H229ZM87 149V148H86ZM113 149V148H112ZM156 149V148H155ZM98 150V148L96 149ZM157 150V149H156ZM113 151V150H112ZM111 151V152H112ZM158 151V150H157ZM179 151V150H177ZM94 152V151H93ZM115 152V150H114ZM191 152V151H190ZM61 153V152H60ZM59 153V154H60ZM66 153V152H65ZM82 153V152H81ZM118 153V152H117ZM120 153V152H119ZM66 155V154H65ZM81 155V154H80ZM85 155V154H84ZM92 155V154H91ZM112 155V154H111ZM130 155V156H131ZM158 155V154H157ZM68 156V155H67ZM66 156V157H67ZM82 156V155H81ZM119 156V155H117ZM63 157V156H62ZM113 157V156H112ZM158 157V156H157ZM70 158V157H69ZM69 158H67V160H69ZM94 157L90 158V164H92V160ZM72 159V158H70ZM191 159H196L198 162L197 163H191ZM195 160V161H196ZM217 160V159H216ZM219 160V158H218ZM87 161V160H86ZM137 161V160H136ZM169 161H171L170 163H174L176 165H178L179 167L181 166V163L185 161V166H182L183 170L187 171L186 175L183 176L184 179L188 182H193L192 186L194 188L197 189V191L202 193V196H205V200L204 197L202 199L197 198V196H192L194 198L193 201V206L189 203H187L186 198L182 196L179 193V190L177 188H175L172 184L171 181H165L164 178L166 177V174L162 173L164 166H166V164H170L168 163ZM189 161V162H188ZM193 161V160H192ZM72 162V161H71ZM181 162V163H180ZM3 163V162H1ZM10 163V162H9ZM45 163V164H44ZM52 163V164H53ZM68 163V161H67ZM89 163V162H88ZM137 164V162H135ZM189 163V164H188ZM4 164V163H3ZM96 164V163H95ZM101 164V163H100ZM103 164V163H102ZM165 164V165H164ZM194 164L198 165V167H195ZM233 164V165H232ZM89 165V164H88ZM125 165V164H124ZM139 165V163H138ZM217 165V164H216ZM2 166V165H1ZM25 166V167H23ZM54 166V165H53ZM73 166V165H72ZM90 166V165H89ZM116 166V167H115ZM119 166V167H118ZM121 166V167H120ZM174 166V165H173ZM51 167V165L49 166V168ZM54 167V168H55ZM79 168L81 166H78ZM138 167V166H137ZM158 167L159 169L157 170ZM172 167V166H171ZM175 167V166H174ZM173 167V168H174ZM1 168V167H0ZM46 169L47 171L49 170ZM53 168V167H52ZM74 168V167H73ZM76 168V167H75ZM84 167H82L83 169ZM124 168V167H123ZM167 168V167H166ZM224 168H228V171L231 173V175H237V181L230 183L229 185H226V187H219L217 185H215V183H213L216 179L217 180H221V179H226L228 176L224 175L223 170ZM246 168H251V171L243 174L241 177H239V172L242 169H246ZM51 169V168H50ZM77 169V168H76ZM160 169H162V171H160ZM180 169V168H179ZM45 170V172H47ZM53 170V169H52ZM79 170V169H77ZM175 171V170H174ZM184 171V173H185ZM2 171H0L1 173ZM31 172V173H33ZM44 172V171H42ZM50 172V171H49ZM53 171H51L50 173H52ZM80 172V171H78ZM83 172V171H82ZM173 172V171H172ZM15 173V172H14ZM13 173V174H14ZM49 173V174H50ZM54 173V172H53ZM170 173V172H168ZM181 173V172H180ZM182 173V174H184ZM4 174V173H3ZM25 174V173H24ZM23 174V175H24ZM30 174V173H29ZM40 174V173H39ZM47 174V173H46ZM1 175V174H0ZM4 174V178H5ZM41 175V174H40ZM39 175V176H40ZM48 175V174H47ZM46 175V176H47ZM55 175V174H54ZM54 175H49V176H54ZM116 175V174H115ZM146 175V176H145ZM13 176V175H11ZM21 176V175H20ZM31 176V174H30ZM33 176V177H34ZM42 176V175H41ZM143 176H145V178L147 177V183H145V181H143L141 179V177L143 178ZM15 177V175H14ZM13 177V179H14ZM17 177V176H16ZM15 177V178H16ZM19 177V176H18ZM26 177V174H25ZM32 177V178H33ZM52 177H49L51 179H53ZM56 177V176H55ZM119 177V178H120ZM176 177V176H175ZM175 177L172 176V178L174 179V181H178V179H176ZM31 178V177H30ZM36 178V177H34ZM38 178V177H37ZM39 178H43V177H39ZM38 178V179H39ZM48 178V177H47ZM1 180L3 179L2 177L0 178ZM10 179V178H9ZM20 180L22 178H19ZM55 179V178H54ZM53 179V181H54ZM58 179V178H57ZM56 179V180H57ZM25 180V179H24ZM34 180V179H33ZM36 180V179H35ZM59 180V181H60ZM171 180V179H170ZM4 181V180H3ZM30 181V180H29ZM42 181V179H41ZM40 181V182H41ZM44 181V180H43ZM65 181V180H64ZM228 182L231 181V179L227 180ZM12 182V179H11ZM34 182V181H33ZM57 181H55L56 183ZM61 182V181H60ZM63 182V181H62ZM17 183V182H16ZM15 182L13 183L16 184ZM35 183V182H34ZM33 183V185H34ZM49 182L46 183V185ZM52 183V182H50ZM49 183V184H50ZM54 183V185H56ZM59 183V182H57ZM64 183V182H63ZM109 183V182H107ZM158 183L163 185V190H160L159 188L155 187V192L150 194V190H145V189H149V184H152L151 188L153 187L154 189V185ZM1 184V183H0ZM5 184V183H4ZM3 184V187H5ZM37 184V183H36ZM41 184V183H40ZM43 184V183H42ZM45 184V182H44ZM61 183H59L60 185ZM67 184V185H68ZM190 184V183H189ZM188 184V185H189ZM200 184H203L202 187H199ZM29 185V184H28ZM32 185V186H33ZM51 185V184H50ZM53 185V184H52ZM53 185V186H54ZM160 185V186H161ZM198 185V186H196ZM16 186V185H14ZM39 186V185H38ZM45 186V185H44ZM48 187L52 188L51 186L47 185ZM62 186V185H60ZM191 186V185H190ZM189 186V187H190ZM2 187V186H1ZM2 187V188H3ZM9 187L13 189V186L9 185ZM8 187V188H9ZM18 188V186H16ZM46 187V186H45ZM145 188L143 190H141V188ZM186 187V186H185ZM16 188V190H17ZM140 188V189H139ZM1 189V188H0ZM7 189V188H6ZM21 189V188H20ZM47 189V188H46ZM64 189V188H61ZM182 189V187H181ZM5 190V189H2ZM15 190V189H14ZM25 190V189H24ZM49 190V189H48ZM52 190V189H50ZM152 190V189H151ZM191 190V189H190ZM194 190V189H193ZM8 192V190H6ZM6 191H1L0 195L2 192H6ZM22 191V190H21ZM20 191V192H21ZM38 191L37 187L35 186L31 191L28 192L27 196L25 197V194L23 197H25V199L19 200L16 206V210L15 213L13 214L14 217H11L10 214H8L9 216H7V218L11 221V223L13 224H18L20 225V228L16 227V229L23 230L22 232H20L19 234H16L12 231H10V229L13 228L9 227V231L8 228H3L2 226H7L5 224V221L0 223V264H66V258H63L60 254L59 248L61 246L64 247H68L71 245H68V241L70 240L69 238L72 237V239L75 238V241L77 240L79 245H83V247L85 248H90L88 246H85V240L87 239L88 236L85 235L86 233L83 231L85 225H87L86 223V218L80 219L81 213H74L71 214V216H67L66 214V218L60 215V218L54 216V214L56 215V213H54V208L51 211V205L49 203L46 204H39V197L37 196V194H34V192ZM56 191V190H55ZM58 191L59 188H58ZM58 191H56L58 193ZM70 191V192H71ZM85 191V190H84ZM83 191V192H84ZM96 191V190H95ZM186 191V190H185ZM82 192V191H81ZM129 192V190H128ZM131 192V191H130ZM132 192V193H133ZM191 192V191H190ZM189 192V193H190ZM13 193V192H12ZM18 193H19V188H18ZM18 193L17 195L14 194L15 196L10 197L9 199L14 197L18 198ZM39 193V192H38ZM63 193V192H62ZM61 193V194H62ZM90 193V192H89ZM184 193V192H183ZM186 193V192H185ZM184 193V194H185ZM194 193V192H193ZM190 193V194H193ZM197 193V192H196ZM4 195V193H2ZM11 194V191H10ZM81 194V193H80ZM92 194V193H91ZM90 194V195H91ZM8 194L5 195V197ZM39 195V194H38ZM41 195V194H40ZM60 195V194H59ZM66 195V193H65ZM64 195V196H65ZM71 195V194H70ZM239 195H243V199L242 197H239ZM22 196V195H21ZM63 196V197H64ZM67 196V195H66ZM201 196V195H200ZM59 197V196H58ZM70 197V196H69ZM191 197V198H192ZM7 198V197H6ZM20 198V197H19ZM68 198V197H67ZM242 199L241 201L239 199ZM1 199V198H0ZM4 199V196H3ZM8 199V200H9ZM42 199V197L40 198ZM66 199V198H65ZM189 199V198H188ZM234 199L238 202H240L241 205H238V203L236 205H238V209L235 208L234 203L232 205L231 200ZM6 200V201H8ZM57 200V199H56ZM63 200V198L61 199ZM69 200V198L67 199ZM72 200V199H71ZM73 200V201H74ZM113 200V198H112ZM15 201V200H14ZM70 201V200H69ZM68 201V202H69ZM204 201V202H203ZM233 201V200H232ZM36 202V204H35ZM61 202V201H60ZM59 202V203H60ZM172 202V201H171ZM191 202V201H190ZM235 202V201H234ZM262 202V201H261ZM1 203V202H0ZM10 203V202H9ZM13 203V202H12ZM16 203V202H15ZM14 203V204H15ZM58 203V204H59ZM62 203V202H61ZM75 203V204H77ZM86 203H88V201H86ZM111 203V202H110ZM150 203V202H149ZM170 203V202H169ZM192 203V202H191ZM207 203H216L219 206V210H221V216L219 215V222L215 223L214 221L210 220L209 218H205V217H201L202 214L201 211L204 213L208 212L207 209ZM11 204V203H10ZM64 204V201H63ZM66 204V203H65ZM93 204V202H92ZM98 204V203H97ZM171 204V203H170ZM16 205V204H15ZM71 205V204H70ZM74 205V204H73ZM99 205V204H98ZM263 205V204H262ZM1 206V204H0ZM4 206V205H3ZM8 206V204H7ZM60 206V205H59ZM65 206V205H64ZM67 206V205H66ZM75 206V205H74ZM78 206V205H77ZM81 208V205H79ZM78 206V207H79ZM85 206V205H84ZM83 208H87L84 207ZM171 206L173 207V205L171 204ZM192 206V208H191ZM5 207V206H4ZM10 208L12 207L9 206ZM53 207V206H52ZM73 207V206H71ZM92 207V206H91ZM98 207V206H97ZM107 206L104 205L105 209ZM150 207V206H149ZM264 207V206H263ZM56 208V207H55ZM61 209L63 208L62 206L60 207ZM59 208V209H60ZM65 208V207H64ZM63 208V209H64ZM68 209L70 208L69 206L67 207ZM66 208V209H67ZM75 208V207H74ZM159 208V207H157ZM202 210H201V209ZM58 209V208H57ZM57 210L60 211V210ZM92 209V208H91ZM154 209V208H153ZM5 210V209H2ZM14 210V209H12ZM93 210V209H92ZM102 210V209H101ZM108 208H106V218L105 220H103V216L102 215H98L97 217L100 224L103 225V228L106 226V235H102L103 232L105 231V229H102V233H100L101 231L98 230L99 226L97 227L98 231V235L95 236V234H93V237L90 238L91 240L96 243L94 240L96 239V241L99 244V242H101L103 245L106 246V248L110 249V253L112 255L110 256H117L119 255V252L121 250L122 246L128 245L129 240L130 239H136V236L133 233L129 232V228L130 225H128L127 223V227H121L122 224H118L120 223V221L123 220H118V219H114L112 217H110L111 215H108ZM110 210V209H109ZM156 210V208H155ZM239 213L241 215V217H237L236 221H234V217H233V213L236 212ZM9 211V210H8ZM7 211V212H8ZM75 211V209H74ZM84 211V210H83ZM98 210H96L97 212ZM133 211V210H131ZM154 211V210H153ZM157 211V210H156ZM167 211V210H166ZM164 211V212H166ZM223 211V213H222ZM1 212V211H0ZM63 212V210H62ZM69 212V211H68ZM71 212V211H70ZM78 212V210H77ZM81 212V211H80ZM86 212V211H85ZM99 212V211H98ZM105 212V211H104ZM200 212V213H199ZM259 212L261 215H264V208L259 209ZM135 213V212H134ZM167 213V212H166ZM201 215H199V214ZM59 214V213H57ZM87 214V213H86ZM93 215V213H91ZM101 214V213H100ZM208 214V213H206ZM235 214V213H234ZM3 215V214H1ZM80 215V217H79ZM95 215V214H94ZM138 215V214H137ZM168 215V214H167ZM253 215V216H252ZM88 216V215H87ZM204 216V214H203ZM139 217V216H138ZM168 217V216H167ZM210 217V216H209ZM236 217V216H235ZM2 218V217H1ZM144 218V217H143ZM142 218V219H143ZM170 218V217H169ZM6 219V218H5ZM78 219H80L81 221H79ZM97 219V218H96ZM168 219V218H167ZM97 220V221H98ZM9 221V222H10ZM126 221V220H125ZM8 222V221H7ZM95 222V220H94ZM86 223V224H85ZM168 223V222H167ZM91 224V223H89ZM94 224V223H92ZM169 224V223H168ZM237 226H236V225ZM95 225V224H94ZM193 225V226H192ZM171 227V226H170ZM174 227V226H172ZM87 228V227H86ZM89 228V227H88ZM91 228V227H90ZM175 229V227H174ZM96 230V229H94ZM104 230V231H103ZM18 231V230H16ZM86 231H88V229H86ZM24 232V233H23ZM91 232V231H90ZM96 232V231H94ZM93 233V232H92ZM105 233V232H104ZM97 234V233H96ZM119 235V241L116 239H114L112 236L113 235ZM112 235V236H111ZM161 235V234H159ZM158 235V236H159ZM179 236V235H178ZM162 237V236H161ZM69 239V240H68ZM157 240V238H156ZM72 241V240H70ZM74 241V240H73ZM160 241V240H158ZM88 242V241H87ZM86 242V245H87ZM92 242V243H93ZM140 242V241H139ZM146 242V241H145ZM162 242V241H161ZM147 243V242H146ZM153 243H155V241H153ZM164 243V242H162ZM72 244V243H71ZM76 244V243H75ZM73 244V245H75ZM89 244V243H88ZM178 244V241H177ZM144 245V244H143ZM156 246L151 244H147V249L146 247L143 249H137V251H132V250H126L123 253V257L121 258L122 261L125 264H155V262L157 261H161V259H164L165 257H167L169 255V250L168 249H164L165 247L159 245V244H155ZM90 246V245H89ZM92 246V245H91ZM100 246V245H98ZM146 246V245H145ZM159 247V248H155V247ZM76 247V246H73ZM80 247V246H79ZM95 247V246H94ZM93 247V248H94ZM102 247V246H100ZM99 247V250H100ZM104 247V246H103ZM69 248V247H68ZM142 248V247H141ZM152 249V251L148 250ZM62 249V248H61ZM60 249V250H61ZM75 249V248H73ZM154 249V250H153ZM82 250V249H80ZM86 250V249H85ZM105 250V249H103ZM102 250V251H103ZM107 250V249H106ZM66 251V249H65ZM71 251V250H68ZM74 251V250H73ZM78 251V249H77ZM83 252V251H82ZM87 252V250H86ZM63 253V252H62ZM68 253V252H67ZM76 253V252H75ZM78 253V252H77ZM183 253V255L185 254ZM66 253H64L65 256ZM71 254V252H70ZM83 254V253H82ZM91 254V253H90ZM87 255V254H86ZM89 255V254H88ZM93 255V254H92ZM79 256H82L79 254ZM109 256V257H110ZM67 257V256H65ZM72 257V256H71ZM76 257V256H75ZM83 257V256H82ZM107 257V256H106ZM169 257V256H168ZM70 258V257H68ZM67 258V259H68ZM86 258V257H85ZM100 258V257H99ZM118 258V257H117ZM256 258V257H255ZM112 259V257L110 258ZM109 259V261H110ZM166 259V258H165ZM164 259V260H165ZM169 259H173V257H170ZM78 260V259H77ZM85 260V259H84ZM115 259H113L112 261L114 262ZM168 260V259H167ZM69 261V260H68ZM108 262V260H106ZM163 261V260H162ZM84 262V261H83ZM98 262V261H97ZM103 262V261H102ZM119 262V261H118ZM165 262V261H164ZM163 262V263H164ZM258 262V261H257ZM256 262V263H257ZM71 263V262H70ZM77 263V262H76ZM75 263V264H76ZM116 263V262H115ZM122 263V262H121ZM158 263V262H157ZM156 263V264H157ZM255 263V262H252ZM72 264H74L72 262ZM111 264V263H110ZM118 264V263H116ZM190 264V263H189Z\"/></svg>",
    "mask_w": 264,
    "mask_h": 264
}]
</instances>
